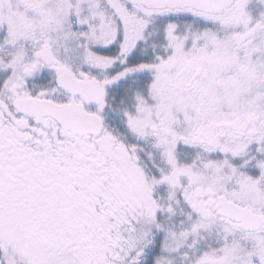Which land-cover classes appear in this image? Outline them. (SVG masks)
I'll use <instances>...</instances> for the list:
<instances>
[{
	"label": "snow or ice",
	"instance_id": "snow-or-ice-1",
	"mask_svg": "<svg viewBox=\"0 0 264 264\" xmlns=\"http://www.w3.org/2000/svg\"><path fill=\"white\" fill-rule=\"evenodd\" d=\"M0 264H264V0H0Z\"/></svg>",
	"mask_w": 264,
	"mask_h": 264
}]
</instances>
